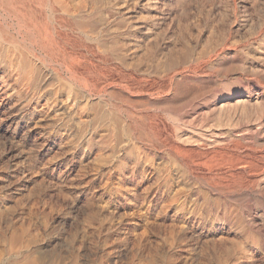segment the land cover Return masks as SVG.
Masks as SVG:
<instances>
[{
	"label": "rangeland",
	"instance_id": "374dc122",
	"mask_svg": "<svg viewBox=\"0 0 264 264\" xmlns=\"http://www.w3.org/2000/svg\"><path fill=\"white\" fill-rule=\"evenodd\" d=\"M160 1L0 0V264H264V0Z\"/></svg>",
	"mask_w": 264,
	"mask_h": 264
},
{
	"label": "bare ground",
	"instance_id": "6f19581e",
	"mask_svg": "<svg viewBox=\"0 0 264 264\" xmlns=\"http://www.w3.org/2000/svg\"><path fill=\"white\" fill-rule=\"evenodd\" d=\"M149 1V6H148V12L150 13V15L152 16V17H154L155 19L157 18V20H159L160 18H161V16L162 15H160V14H158V12L156 11V9H159V8H161V3L160 2H163V1H160V0H148ZM175 1V0H174ZM210 1V0H209ZM226 2V1H225ZM224 2V3H225ZM249 2V1H248ZM148 3V2H147ZM167 3V2H166ZM175 3V2H174ZM204 3V2H203ZM245 3V2H244ZM165 4V3H164ZM169 4H170V2H169ZM169 4H167V5H169ZM206 4V3H205ZM248 4V3H247ZM256 4V3H255ZM147 5V4H146ZM215 5H216V3H215ZM214 5V6H215ZM219 5V4H218ZM229 5V4H228ZM142 6V5H141ZM165 6V5H164ZM170 6V5H169ZM174 7H175V4L173 5ZM172 6V7H173ZM188 6V5H187ZM202 6H204L203 4H202ZM163 7V6H162ZM171 7V8H172ZM194 7V6H193ZM198 7V6H197ZM200 7V6H199ZM220 7V6H219ZM230 7V6H229ZM127 8V7H126ZM180 8V7H179ZM204 8H205V6H204ZM147 9V8H146ZM164 9H166V8H164ZM170 9V8H169ZM178 9V8H177ZM208 9V8H207ZM206 9V11H208ZM131 10V9H130ZM215 10V9H214ZM129 11V10H128ZM145 11V10H144ZM164 11V10H163ZM171 11V10H170ZM183 11V10H182ZM130 12V11H129ZM147 12V13H148ZM166 12V11H165ZM184 12V11H183ZM184 14V13H183ZM182 14V15H183ZM186 14V13H185ZM210 14V13H209ZM167 15V14H166ZM191 15V14H190ZM165 16V15H164ZM172 16V15H171ZM146 17V16H145ZM143 18V17H142ZM165 18V17H164ZM167 18V17H166ZM180 18V17H179ZM183 18V17H182ZM210 18V17H209ZM147 19V18H146ZM148 19H150V18H148ZM171 19V18H170ZM162 20V19H161ZM131 21V20H130ZM147 23H149V22H147ZM159 23V22H158ZM162 23V22H161ZM159 26V25H158ZM155 29V28H154ZM151 38V37H150ZM114 39V38H113ZM106 40V39H105ZM3 42V41H2ZM114 42H115V40H114ZM134 42V41H133ZM101 43V42H100ZM106 44V43H105ZM111 44V43H110ZM102 44H100V46H101ZM104 46H107V45H103V47ZM112 46V45H111ZM115 46H117V44H115ZM122 46V45H121ZM102 47V46H101ZM105 48V47H104ZM103 48V49H104ZM107 48H108V46H107ZM115 48V47H114ZM117 48V47H116ZM112 49V48H111ZM119 49H120V46H119ZM122 49V48H121ZM103 51V50H102ZM113 51V50H112ZM117 51H119V53H120V50H117ZM104 52V51H103ZM107 52V51H106ZM122 52H123V50H122ZM24 53V52H23ZM118 53V54H119ZM106 54H108V53H106ZM122 54V53H121ZM105 54H103L102 56H104ZM151 56H152V54H150ZM155 55V54H154ZM23 56H24V54H23ZM29 56V55H28ZM151 56H149V58L151 57ZM190 56V55H189ZM3 57V56H2ZM109 57V56H108ZM115 57V56H114ZM158 57V56H157ZM165 57V56H164ZM169 57V56H168ZM181 57V56H180ZM21 58V57H20ZM28 58V57H27ZM103 58H106V57H103ZM116 58H117V56H116ZM121 58V57H120ZM127 57H125V59H126ZM178 59H179V57H177ZM184 58V57H183ZM29 59V58H28ZM27 59V60H28ZM35 59V58H34ZM145 59V58H144ZM155 59V58H154ZM153 59V60H154ZM157 59V58H156ZM175 59H176V57H175ZM22 60H23V58H22ZM26 59L25 60H23V61H25V72L27 73V75H30L31 77L32 76H34V74H35V68H34V64L31 62V61H27ZM113 60V59H112ZM115 61H116V59H114ZM120 60V59H119ZM123 60H124V58H123ZM122 60V61H123ZM145 60H148V59H145ZM150 60V59H149ZM152 60V61H153ZM172 60V59H171ZM179 60H181V59H179ZM179 60H178V62H179ZM186 60V59H185ZM187 60H188V56H187ZM186 60V61H187ZM189 60H190V58H189ZM105 61V60H104ZM125 61V60H124ZM142 62H143V60H141ZM156 61V60H155ZM167 61V60H166ZM186 61H184L185 63H187ZM21 63H23L22 61H20ZM119 62V61H118ZM148 62V61H147ZM150 62V64H151V61H149ZM163 62V61H162ZM168 62V61H167ZM172 62V61H171ZM189 62H191V60L189 61ZM121 63V62H120ZM125 64H126V62H124ZM124 63H122V64H124ZM154 63V62H153ZM161 63V62H160ZM181 63H182V61H181ZM124 64V65H125ZM130 64V63H129ZM143 64V63H142ZM150 64H149V66H150ZM173 65H174V63H172ZM36 65V64H35ZM105 65V64H104ZM135 65V64H134ZM148 65V64H147ZM170 65V64H169ZM168 65V66H169ZM21 66V65H20ZM24 66V65H23ZM22 66V67H23ZM136 66H138V65H136ZM140 66V65H139ZM143 66V65H142ZM154 66V65H153ZM157 65H155V67H156ZM164 66V65H163ZM172 66V65H171ZM175 66V65H174ZM130 67V66H129ZM129 67H127V68H129ZM135 67V66H134ZM146 67V66H145ZM145 67H144V69H145ZM158 67V66H157ZM157 67L155 68V69H157ZM167 67V66H166ZM125 68V67H124ZM137 68V67H136ZM153 68V67H152ZM171 68H173V67H171ZM175 68V67H174ZM177 68V67H176ZM180 68V67H179ZM37 69H39V68H37ZM141 69V68H140ZM147 69V68H146ZM154 69V70H155ZM178 69V68H177ZM24 70V69H23ZM135 70V69H134ZM143 70V69H142ZM153 70V69H152ZM130 71V70H129ZM141 71V70H140ZM145 71V70H144ZM147 71V70H146ZM166 71V70H165ZM171 71V70H170ZM24 72V73H25ZM132 72V71H131ZM138 72V71H137ZM137 72H136V74H137ZM148 72H150V71H148ZM154 71H152V73H153ZM158 72V71H157ZM164 72V71H163ZM174 72V71H173ZM173 72H171V74L173 73ZM25 73V74H26ZM128 73V72H127ZM22 74H23V72H22ZM105 74V73H104ZM141 74H142V72H141ZM159 74V73H158ZM37 75V74H36ZM126 75V74H125ZM129 75V74H128ZM145 75V74H144ZM143 75V76H144ZM173 75V74H172ZM174 75H175V73H174ZM25 76V75H24ZM106 76V75H105ZM140 76V75H139ZM150 76V75H149ZM154 75L152 74L151 75V77H153ZM158 76V75H157ZM171 76V75H170ZM101 77V76H100ZM159 77V76H158ZM161 77V76H160ZM168 77V76H167ZM32 78H34V77H32ZM106 78V77H105ZM123 78V77H122ZM126 78V77H125ZM125 78H123V79H125ZM127 78H128V76H127ZM140 78H142L141 76H140ZM157 78V77H156ZM163 78V77H162ZM109 79V78H108ZM137 79V78H136ZM147 79H149V77L147 78ZM152 79V78H151ZM166 79V78H165ZM168 79V78H167ZM172 79V78H171ZM170 79V80H171ZM112 80V79H111ZM138 80V79H137ZM145 80V79H144ZM169 80V81H170ZM174 80V79H173ZM37 81V80H36ZM113 81H115V80H113ZM139 81V83H140V80H138ZM142 81V80H141ZM147 81V80H146ZM149 81V80H148ZM147 81V82H148ZM155 81V80H154ZM159 81V80H158ZM160 81H162V80H160ZM165 81V80H164ZM172 81V80H171ZM34 82H35V79H34ZM103 82V81H102ZM123 82V81H122ZM246 82V81H245ZM250 82V81H249ZM112 83V82H111ZM125 83V82H124ZM127 83V82H126ZM125 83V84H126ZM143 83V82H142ZM142 83H141V85H142ZM149 83V82H148ZM160 83V82H159ZM167 83V82H166ZM178 83V82H177ZM237 83V82H236ZM103 84H105V83H103ZM109 84V83H108ZM107 84V85H108ZM114 84V83H113ZM150 84V83H149ZM155 84V83H154ZM162 84V83H161ZM253 84V83H252ZM151 85V84H150ZM149 85V86H150ZM163 85V84H162ZM161 85V86H162ZM168 85H169V82H168ZM102 86V85H101ZM143 86V85H142ZM145 86V85H144ZM153 86V85H152ZM151 86V87H152ZM170 86V85H169ZM179 86V85H178ZM258 86V85H257ZM125 87H129V86H125ZM145 87H147V86H145ZM160 87V86H159ZM252 87V86H251ZM104 88V87H103ZM107 88V87H106ZM157 88V87H156ZM161 88H163V87H161ZM174 88V87H173ZM260 88V87H259ZM131 89V88H130ZM143 89V88H142ZM158 89V88H157ZM243 89H244V87H243ZM144 90H146V89H144ZM166 91H167V89H165ZM188 90V89H187ZM109 91V90H108ZM127 91V90H126ZM131 91H133V90H131ZM140 91V90H139ZM157 91V90H156ZM164 91V90H163ZM165 91V92H166ZM170 91V90H169ZM179 91V90H178ZM181 91V93H182V90H180ZM185 91V90H184ZM189 91V90H188ZM106 92V91H105ZM111 92H114V91H111ZM141 92V91H140ZM144 92V91H143ZM158 92V91H157ZM173 92V91H172ZM186 92V91H185ZM229 92V91H228ZM262 92V91H261ZM101 93V92H100ZM136 93H137V91H136ZM168 93V92H167ZM234 93V92H233ZM237 93V92H236ZM102 94V93H101ZM105 94V93H104ZM114 94V93H113ZM115 94H117V93H115ZM114 94V95H115ZM185 94V93H184ZM226 94V93H225ZM247 94V93H246ZM260 94V93H259ZM158 95V94H157ZM177 95V94H176ZM187 95V94H186ZM116 96V95H115ZM122 96V95H121ZM138 96V95H137ZM182 96V95H181ZM184 96V95H183ZM239 96V95H238ZM117 97V96H116ZM120 97V96H119ZM129 97V96H128ZM131 97V96H130ZM168 97V96H167ZM177 97H180V96H177ZM212 97V96H211ZM263 97V96H262ZM132 98V97H131ZM236 98V97H235ZM239 98V97H238ZM255 98V97H254ZM257 98V97H256ZM101 99V98H100ZM99 99V100H100ZM183 99V98H182ZM246 99V101H247V98H245ZM127 100H128V98H127ZM129 100H130V98H129ZM133 100V99H132ZM249 100V99H248ZM259 100V99H258ZM239 101H240V99H239ZM246 101H245V103H246ZM104 102V101H103ZM102 102V103H103ZM254 102V101H253ZM252 102V103H253ZM101 103V102H100ZM136 103V102H135ZM156 103V102H155ZM175 103V102H174ZM181 103V102H180ZM223 103V102H222ZM247 103H248V101H247ZM158 104V103H157ZM156 104V105H157ZM160 104H162V103H160ZM159 104V105H160ZM166 104V103H165ZM191 104H192V102H191ZM232 104V103H231ZM155 105V104H154ZM177 105V104H176ZM179 105H181V104H179ZM205 105V104H204ZM221 105H223V104H221ZM247 105V104H246ZM250 105V104H249ZM94 106V105H93ZM101 106H103V104L101 105ZM110 106V105H109ZM158 106V105H157ZM161 106H163V104L161 105ZM161 106H160V108H161ZM184 107L186 106L185 104L183 105ZM183 106H181V107H183ZM188 106H190V105H188ZM107 107V106H106ZM105 107V108H106ZM164 107H165V105H164ZM209 107H211L210 105H209ZM233 107V106H232ZM97 108V107H96ZM103 108V107H102ZM116 108V107H115ZM156 108V107H155ZM167 108V107H166ZM230 108V107H229ZM252 108V107H251ZM107 109H108V107H107ZM118 109V108H117ZM159 109V108H158ZM175 109H177V107H175ZM181 109V108H180ZM184 108H182V110H183ZM190 109V108H189ZM201 109V108H200ZM223 109V108H222ZM249 109V108H248ZM104 110V109H103ZM102 110V111H103ZM111 110H112V107H111ZM119 111H120V108L118 109ZM162 110V109H161ZM221 110V109H220ZM263 110V109H262ZM99 110H97V112H98ZM114 111V110H113ZM164 111V110H163ZM206 111V110H205ZM253 111V110H252ZM105 112H106V110H105ZM112 112V111H111ZM116 112V111H115ZM155 112V111H154ZM187 112V111H186ZM186 112H185V114H186ZM198 112V111H197ZM218 112V111H217ZM237 112V111H236ZM249 112V111H248ZM100 113V112H99ZM143 113V112H142ZM163 113V112H162ZM162 113H160V114H162ZM165 114H166V112H164ZM191 113V112H190ZM200 113V112H199ZM202 113V112H201ZM204 113V112H203ZM206 113V112H205ZM208 113V112H207ZM235 112H233V114H234ZM243 113H245V112H243ZM264 113V112H263ZM149 114V113H148ZM147 114V115H148ZM164 114V115H165ZM197 114V113H196ZM223 114V113H222ZM239 114V113H238ZM106 115V114H105ZM141 115V114H140ZM170 115V114H169ZM173 115V114H172ZM178 115V114H177ZM182 115V114H181ZM240 115L242 116V114L240 113ZM239 115V116H240ZM252 115V114H251ZM254 115V114H253ZM102 116V115H101ZM111 116V115H110ZM118 116V115H117ZM142 116V115H141ZM152 116V115H151ZM150 116V117H151ZM155 116V115H154ZM154 116H153V119H154ZM157 116V115H156ZM176 116V115H175ZM179 116V115H178ZM193 116H194V114H193ZM203 116V115H202ZM206 116V115H205ZM213 116V115H212ZM259 116V115H258ZM257 116V117H258ZM108 117V116H107ZM114 117V116H113ZM112 117V118H113ZM143 117V116H142ZM181 117V116H180ZM182 117H185V116H182ZM189 117V116H188ZM199 117V116H198ZM210 117V116H209ZM243 117V116H242ZM134 118V117H133ZM137 118V117H136ZM160 118H161V116H160ZM170 118V117H169ZM192 118V117H191ZM200 118H202V117H200ZM250 118V117H249ZM103 119V118H102ZM102 119H101V122H102ZM107 119V118H106ZM108 119H109V117H108ZM114 119V118H113ZM126 119V118H125ZM157 119V118H156ZM171 119V118H170ZM180 119V118H179ZM178 119V120H179ZM184 119V118H183ZM194 119V118H193ZM198 119V118H197ZM197 119H195V120H197ZM202 119H204V118H202ZM208 119V118H207ZM207 119H206V121H207ZM210 119V118H209ZM241 119V118H240ZM98 120V119H97ZM104 120V119H103ZM110 120H111V118H110ZM122 120V119H121ZM127 120V119H126ZM139 120V119H138ZM142 120V119H141ZM144 120V119H143ZM142 120V121H143ZM151 120V119H150ZM158 120H160V119H158ZM168 120V119H167ZM174 120V119H173ZM200 120V119H199ZM205 120V119H204ZM203 120V121H204ZM225 120H226V118H225ZM249 120V119H248ZM123 121V120H122ZM134 121H135V119H134ZM140 121V120H139ZM155 121V120H154ZM186 121H188V120H186ZM194 121V120H193ZM210 121H211V119H210ZM214 121H215V119H214ZM237 121V120H236ZM250 121V120H249ZM259 121V120H258ZM264 121V120H263ZM97 122V121H96ZM116 122V121H115ZM124 122V121H123ZM131 122V121H130ZM144 122V121H143ZM165 122V121H164ZM198 122V121H197ZM196 122V123H197ZM205 122V121H204ZM203 122V123H204ZM241 122H243V120L241 121ZM251 122H252V120H251ZM256 122V121H255ZM105 123V122H104ZM120 123V122H119ZM118 123V124H119ZM128 123V122H127ZM134 123V122H133ZM142 123V122H141ZM152 123V122H151ZM185 123V122H184ZM191 123V122H190ZM189 123V124H190ZM193 123V122H192ZM196 123H194V124H196ZM200 123H202V122H200ZM202 123V124H203ZM206 123H208V122H206ZM210 123V122H209ZM211 123H212V121H211ZM240 123V122H239ZM243 123H246V122H243ZM112 124V123H111ZM116 124V123H115ZM126 124V123H125ZM138 124V123H137ZM142 124H145V123H142ZM176 124V123H175ZM202 124H199V126L200 125H202ZM232 124V123H231ZM254 124V123H253ZM108 125H109V122H108ZM129 125V124H128ZM132 125V124H131ZM134 125V124H133ZM154 125V124H153ZM153 125H151V126H153ZM177 125H179V124H177ZM176 125V126H177ZM186 125V124H185ZM205 125V124H204ZM203 125V126H204ZM208 126H209V124H207ZM261 125V124H260ZM106 125H104V127H105ZM134 126H136V125H134ZM139 126V125H138ZM172 126H173V124H172ZM175 126V127H176ZM183 126V125H182ZM194 126V125H193ZM217 126L219 127V125H218V123H217ZM227 125H225V127H226ZM229 126H230V124H229ZM234 126H236L235 124H234ZM233 126V124L231 125V127H234ZM247 126V125H246ZM251 126V125H250ZM254 126V125H253ZM256 126V125H255ZM96 127H99V126H96ZM102 127V126H101ZM108 127V126H107ZM119 127V126H118ZM140 127V126H139ZM147 127V126H146ZM159 127V126H158ZM179 127V126H178ZM214 127V126H213ZM224 127V128H225ZM262 127V126H261ZM117 128V127H116ZM126 128V127H125ZM147 128H149V127H147ZM166 128V127H165ZM180 128V127H179ZM190 128V127H189ZM195 128H197V127H195ZM246 128H248V127H246ZM246 128H245V130H246ZM252 128V127H251ZM136 129V128H135ZM156 129V128H155ZM170 129V128H169ZM181 129V128H180ZM180 129H179V131H180ZM187 129V128H186ZM190 129H192V128H190ZM210 128H208V130H209ZM222 129V128H221ZM250 129V128H249ZM262 129V128H261ZM109 130V129H108ZM120 130V129H119ZM129 130V129H128ZM132 130V129H131ZM173 130V129H172ZM178 130V129H177ZM176 130V133H180V132H178ZM183 130H184V128H183ZM214 130V129H213ZM230 130V129H229ZM232 130V129H231ZM236 130V129H235ZM102 131V130H101ZM192 131V130H191ZM198 131V130H197ZM196 131V132H197ZM248 131V130H247ZM252 131V130H251ZM258 131V130H257ZM261 131V130H260ZM118 132V131H117ZM124 132V131H123ZM122 132V133H123ZM126 132H127V130H126ZM135 132V131H134ZM154 132V131H153ZM170 132H171V130H170ZM199 132V131H198ZM216 132V131H215ZM224 132V131H223ZM232 132V131H231ZM243 132V131H242ZM108 133V132H107ZM119 133V132H118ZM121 133V132H120ZM121 133V134H122ZM129 133H131V132H129ZM138 133V132H137ZM147 133V132H146ZM164 133H165V129H164ZM167 133V132H166ZM203 133V132H202ZM205 133V132H204ZM209 133V132H208ZM227 133V132H226ZM233 133V132H232ZM239 133H240V130H239ZM245 133V132H244ZM117 134V133H116ZM115 134V132L113 131V132H111V134H110V137H109V141L110 142H114L115 141V139H116V137H117V135ZM121 134H119L121 137H122V135ZM142 134V133H141ZM163 134V133H162ZM196 134V133H195ZM200 134V133H199ZM207 134V133H206ZM214 134H216V133H214ZM219 134V133H218ZM224 134V133H223ZM240 134H242V133H240ZM248 135H250L249 133H247ZM254 134H257V133H255V131H254ZM105 136H106V134H104ZM108 135V134H107ZM151 135V134H150ZM170 135H171V133H170ZM189 135V134H188ZM194 135V134H193ZM262 135V134H261ZM147 136V135H146ZM190 136H191V134H190ZM198 136V135H197ZM203 136V135H202ZM218 136V135H217ZM222 136V135H221ZM220 136V137H221ZM224 136V135H223ZM226 136H228V135H226ZM132 137H133V135H132ZM157 137V136H156ZM163 137V136H162ZM169 137V136H168ZM175 137H177V135L175 136ZM179 137V136H178ZM177 137V138H178ZM181 137V136H180ZM189 137V136H188ZM203 137H205V136H203ZM209 137V136H208ZM220 137H212L211 136V138H209V145L210 146H221V147H225V148H227V149H235V150H240L239 149V145H238V143L237 142H235V141H232V140H230V138L228 139V137L226 138L225 136L223 137V138H220ZM237 137V136H236ZM246 137H247V135H246ZM91 138V137H90ZM143 138V137H142ZM150 138V137H149ZM153 138V137H152ZM248 138V137H247ZM253 138V137H252ZM252 138H249V139H252ZM124 140H125V138H123ZM139 139V138H138ZM188 139V138H187ZM187 139H186V142H187ZM192 139V138H191ZM196 139V138H195ZM236 139H238V138H236ZM102 140V139H101ZM140 140V139H139ZM169 140V139H168ZM189 140V139H188ZM253 140V139H252ZM90 141V140H89ZM127 141H129V140H127ZM134 141V140H133ZM150 141V140H149ZM185 141V140H184ZM207 141V140H206ZM260 141H262V139L260 140ZM92 142V141H91ZM101 142V141H100ZM118 142V141H117ZM126 142V141H125ZM151 142H155V141H151ZM181 142V141H180ZM185 142V143H186ZM191 142V141H190ZM189 142V143H190ZM192 142H194V141H192ZM198 142H201V141H198ZM252 142H254V141H252ZM118 143H120V142H118ZM121 143H124L123 141H121ZM149 143V142H148ZM162 143V142H161ZM170 143V142H169ZM195 143V142H194ZM197 143V142H196ZM195 143V144H196ZM204 143V142H203ZM243 143H245V142H243ZM251 143V142H250ZM256 143V142H255ZM91 144V143H90ZM137 144V143H136ZM156 144V143H155ZM164 144V143H163ZM192 144V143H191ZM247 144V143H246ZM245 144V145H246ZM259 144V143H258ZM263 144V143H262ZM111 145V144H110ZM114 145V144H113ZM112 145V146H113ZM117 145H119V144H117ZM116 145V146H117ZM264 145V144H263ZM162 146V145H161ZM194 146V145H193ZM204 146H206V145H204ZM109 147V146H108ZM138 147V146H137ZM152 147V146H151ZM155 147V146H154ZM175 147V146H174ZM199 147H201V146H199ZM198 147V148H199ZM207 147V146H206ZM221 147H220V149H221ZM258 147H259V145H258ZM104 148V147H103ZM116 148V147H115ZM135 148V147H134ZM150 148V147H149ZM164 148H165V146H164ZM176 148V147H175ZM174 148V149H175ZM178 148H180V147H178ZM201 148H203V147H201ZM242 148H244V147H242ZM138 149V148H137ZM144 149V148H143ZM152 149V148H151ZM184 149H187V148H185L184 147ZM191 149V148H190ZM218 149V148H217ZM255 149V148H254ZM116 150H117V148H116ZM115 150V151H116ZM124 150H125V148H124ZM155 150V149H154ZM157 150V149H156ZM163 150V149H162ZM169 150V149H168ZM172 150V149H171ZM183 150V149H182ZM189 150V149H188ZM196 150H197V148H196ZM213 150V149H212ZM226 150V149H225ZM110 151V150H109ZM130 151H132V150H130ZM152 151V150H151ZM159 151H161V150H159ZM165 151V150H164ZM173 151V150H172ZM171 151V152H172ZM201 151V150H200ZM217 151V150H216ZM215 151V152H216ZM256 151H257V149H256ZM106 152V151H105ZM114 152V151H113ZM112 152V153H113ZM117 152H118V150H117ZM127 152V151H126ZM125 152V153H126ZM170 152V153H171ZM197 152V151H196ZM201 152H203V149H202V151ZM211 152V151H210ZM214 152V151H213ZM222 152V151H221ZM242 152V151H241ZM250 152V151H249ZM248 152V153H249ZM130 153V152H129ZM134 153V152H133ZM140 153V152H139ZM164 153V152H163ZM165 153H167V152H165ZM230 153V152H229ZM239 153V152H238ZM258 153V152H257ZM128 154V153H127ZM131 154V153H130ZM180 154V153H179ZM184 154V153H183ZM189 154V153H188ZM199 154V153H198ZM210 154H212V153H210ZM217 154H219V152L217 153ZM253 155H254V153H252ZM99 155V154H98ZM140 155H142V154H140ZM163 155V154H162ZM170 155V154H169ZM190 155V154H189ZM240 155V154H239ZM238 155V156H239ZM247 155V154H246ZM259 155H260V153H259ZM128 156V155H127ZM173 156V155H172ZM182 156V155H181ZM199 156V155H198ZM216 156H218V155H216ZM227 156V155H226ZM107 157V156H106ZM106 157L104 158L105 160H106ZM122 157V156H121ZM120 157V158H121ZM137 157V156H136ZM228 157V156H227ZM243 157V156H242ZM248 157V156H247ZM247 157H245V159L247 158ZM100 158V157H99ZM129 158V157H128ZM132 158V157H131ZM158 158V157H157ZM156 158V159H157ZM161 158V157H160ZM159 158V159H160ZM174 158V157H173ZM176 158V157H175ZM187 158V157H186ZM229 158V157H228ZM236 158V157H235ZM264 158V157H263ZM119 159V158H118ZM141 159V158H140ZM165 159H166V157H165ZM172 159V158H171ZM184 159V158H183ZM193 159V158H192ZM191 159V160H192ZM196 159V158H195ZM210 159V158H209ZM249 159H250V157H249ZM135 160V159H134ZM164 160V159H163ZM179 160V159H178ZM199 160V159H198ZM207 160V159H206ZM217 160V159H216ZM224 160V159H223ZM222 160V161H223ZM259 160H262V159H259ZM117 161V160H116ZM127 161V160H126ZM125 161V162H126ZM129 161V160H128ZM127 161V162H128ZM131 161H132V159H131ZM138 162H140V160L138 161ZM154 162V161H153ZM162 162V161H161ZM173 162V161H172ZM174 162H175V160H174ZM186 162V161H185ZM184 162V163H185ZM264 162V161H263ZM122 163V162H121ZM134 163V162H133ZM180 163V162H179ZM187 163V162H186ZM260 163V162H259ZM258 163V164H259ZM124 164V163H123ZM190 164H192V163H190ZM220 164V163H219ZM240 164V163H239ZM262 164V163H261ZM156 165V164H155ZM183 165V164H182ZM195 165V164H194ZM197 165V164H196ZM201 165V164H200ZM231 165V164H230ZM235 165H237V164H235ZM169 166V165H168ZM175 166V165H174ZM187 166H188V164H187ZM186 166V167H187ZM198 166V165H197ZM215 166V165H214ZM218 166V165H217ZM228 166H229V164H228ZM233 166V165H232ZM140 167V166H139ZM176 167H177V165H176ZM180 167V166H179ZM195 166H193V168H194ZM201 167V166H200ZM236 167V166H235ZM254 167V166H253ZM256 167V166H255ZM262 167H263V165H262ZM157 168H158V166H157ZM189 168V167H188ZM196 168V167H195ZM208 168V167H207ZM210 168H212V167H210ZM231 168V167H230ZM156 169V168H155ZM190 169V168H189ZM197 169V168H196ZM201 169V168H200ZM206 169V168H205ZM238 169V168H237ZM241 169H242V167H241ZM247 169V168H246ZM254 169V168H253ZM261 169V168H260ZM260 169H258V170H260ZM143 170V169H142ZM161 171H163L162 169H160ZM173 170H175V169H173ZM204 170V169H203ZM202 170V171H203ZM243 170V169H242ZM154 171V170H153ZM158 171H159V169H158ZM183 171V170H182ZM196 171V170H195ZM201 171V170H200ZM202 171H201V173H202ZM208 172H210L209 170H207ZM214 171H215V169H214ZM219 171V170H218ZM221 171V170H220ZM245 171V170H244ZM262 171V170H261ZM143 172V171H142ZM194 172V171H193ZM203 172H205V171H203ZM207 172V173H208ZM225 172V171H224ZM227 172V171H226ZM256 172V171H255ZM254 172V173H255ZM206 173V172H205ZM206 173V174H207ZM219 173V172H218ZM236 173V172H235ZM258 173V172H257ZM261 173V172H260ZM150 174V173H149ZM168 174V173H167ZM174 174H176V173H174ZM188 174H189V172H188ZM211 174V173H210ZM215 174V173H214ZM231 174V173H230ZM233 174V173H232ZM192 175V174H191ZM224 175V174H223ZM161 176V175H160ZM172 176V175H171ZM176 176V175H175ZM179 176V175H178ZM181 176V175H180ZM207 176V175H206ZM222 176V175H221ZM231 176V175H230ZM241 176V175H240ZM246 176V175H245ZM217 177V176H216ZM225 177V176H224ZM228 177V176H227ZM232 177V176H231ZM235 177V176H234ZM248 177V176H247ZM246 177V178H247ZM171 178V177H170ZM179 178V177H178ZM201 178V177H200ZM215 178V177H214ZM219 178V177H218ZM217 178V179H218ZM240 178V177H239ZM166 179V178H165ZM198 179V178H197ZM216 179V180H217ZM230 179V178H229ZM163 180V179H162ZM172 180V179H171ZM170 180V181H171ZM183 180V179H182ZM187 180V179H186ZM223 180V179H222ZM231 180V179H230ZM229 180V181H230ZM258 180V179H257ZM263 180V179H262ZM235 181H236V179H235ZM240 181V180H239ZM238 181V182H239ZM252 181V180H251ZM261 181V180H260ZM165 182V181H164ZM175 182H176V180H175ZM220 182V181H219ZM237 182V185L239 184ZM245 182V181H244ZM158 183V182H157ZM173 183V182H172ZM232 183V182H231ZM243 183V182H242ZM241 183V184H242ZM245 183H247V182H245ZM250 183V182H249ZM255 183V182H254ZM257 183V182H256ZM175 184H177V183H174V185ZM180 184V183H179ZM183 184H184V182H183ZM196 184V183H195ZM194 184V185H195ZM205 184V183H204ZM212 184V183H211ZM263 184V183H262ZM185 185V184H184ZM194 185H192V186H194ZM198 185V184H197ZM176 186V185H175ZM182 186V185H181ZM203 186V185H202ZM206 186H208V185H206ZM219 186V185H218ZM226 186V185H225ZM255 186V185H254ZM259 186V185H258ZM177 187V186H176ZM175 187V188H176ZM183 187V186H182ZM190 187V186H189ZM199 187V186H198ZM209 187V186H208ZM232 187V186H231ZM234 187V186H233ZM237 187V186H236ZM248 187V186H247ZM171 188V187H170ZM195 188V187H194ZM202 188V187H201ZM235 188V187H234ZM244 188V187H243ZM184 189V188H183ZM186 189H187V187H186ZM196 189H198V188H196ZM204 189V188H203ZM207 189V188H206ZM210 189H212V185L210 186ZM247 189V188H246ZM253 189V188H252ZM261 189V188H260ZM175 190V189H174ZM177 190H178V188H177ZM190 190H192V189H190ZM238 190H240V189H238ZM243 190V189H242ZM245 190V189H244ZM257 190H258V188H257ZM264 190V189H263ZM169 191V190H168ZM186 192H187V190H185ZM194 191V190H193ZM229 191V190H228ZM241 191V190H240ZM239 191V192H240ZM254 191V190H253ZM260 191V190H259ZM182 192V191H181ZM204 192V191H203ZM212 192V191H211ZM261 192H263V191H261ZM168 193V192H167ZM178 193V192H177ZM185 193V192H184ZM192 193V192H191ZM224 193V192H223ZM227 193V192H226ZM243 193V192H242ZM249 193V192H248ZM206 194V193H205ZM222 194V193H221ZM220 194V195H221ZM232 194V193H231ZM233 194H235V192L233 193ZM239 194V193H238ZM256 194H257V192H256ZM260 194V193H259ZM169 195V194H168ZM193 195H195V194H193ZM200 195V194H199ZM198 195V196H199ZM216 195V194H215ZM219 195V194H218ZM229 195V194H228ZM253 195V194H252ZM165 196V195H164ZM174 196V195H173ZM211 196V195H210ZM224 196H226L225 194H224ZM250 196V195H249ZM209 197V196H208ZM220 197V196H219ZM223 197V196H222ZM226 197H228V196H226ZM169 198V197H168ZM177 198V197H176ZM181 198H183V196L181 197ZM180 198V199H181ZM207 198V197H206ZM211 198H212V196H211ZM224 198V197H223ZM252 198V197H251ZM258 198H260V197H258ZM221 199V198H220ZM228 199H229V197H228ZM186 200V199H185ZM201 200V199H200ZM206 200V199H205ZM207 200H209V199H207ZM224 200V199H223ZM230 200V199H229ZM250 200H252V199H250ZM183 201V200H182ZM249 201V200H248ZM262 201V200H261ZM216 202H217V200H216ZM223 202V201H222ZM228 202V201H227ZM226 202V203H227ZM251 202V201H250ZM249 202V203H250ZM179 203V202H178ZM196 203H197V200H196ZM248 203V204H249ZM212 204V203H211ZM231 204V203H230ZM239 204V203H238ZM262 204V203H261ZM264 204V203H263ZM170 205H171V203H170ZM189 205V204H188ZM208 205H209V203H208ZM227 205H229V204H227ZM206 207V206H205ZM216 207V206H215ZM243 207V206H242ZM203 208V207H202ZM212 208H213V205H212ZM211 208V209H212ZM263 208V207H262ZM190 209V208H189ZM192 209V208H191ZM220 209V208H219ZM186 210V209H185ZM207 210V209H206ZM214 210V209H213ZM217 210V209H216ZM189 211V210H188ZM221 211V210H220ZM223 211V210H222ZM244 211H246V210H244ZM185 212V211H184ZM189 212H191V211H189ZM224 212V211H223ZM248 212H249V210H248ZM221 213V212H220ZM212 214H213V212H212ZM250 216V215H249ZM199 217V216H198ZM208 218V217H207ZM228 218V217H227ZM247 219V218H246ZM218 220V219H217ZM249 220V219H248ZM198 221V220H197ZM203 221V220H202ZM247 221V220H246ZM209 222V221H208ZM205 223V222H204ZM215 223H216V221H215ZM220 223V222H219ZM222 223V222H221ZM250 223H251V225H253V226H255L256 227V232L257 233H259L260 234V236H262V238H263V241H264V226H262V225H260V224H257V220L255 219V218H251V220H250ZM201 226V225H200ZM229 226V225H228ZM217 227V226H216ZM220 227V226H219ZM227 227V226H226ZM213 228H214V226H213ZM232 229V228H231ZM253 229V228H252ZM194 230H195V228H194ZM193 232V231H192ZM218 232H219V230H218ZM237 232V231H236ZM241 233V232H240ZM194 234V233H193ZM203 234V233H202ZM210 234V233H209ZM213 234V233H212ZM220 235V234H219ZM238 235V234H237ZM168 236V235H167ZM204 236V235H203ZM216 236V235H215ZM228 236V235H227ZM242 236V235H241ZM178 237V236H177ZM222 237V236H221ZM221 237H220V239H221ZM225 237V236H224ZM223 237V238H224ZM168 238H170V237H168ZM176 238V237H175ZM167 239V238H166ZM174 239V238H173ZM199 239V238H198ZM225 239V238H224ZM235 240V239H234ZM219 241V240H218ZM217 241V242H218ZM169 242V241H168ZM200 242V241H199ZM226 242V241H225ZM238 242H240L239 240H238ZM250 242H251V240H250ZM171 243V242H170ZM231 243V242H230ZM237 243V242H236ZM177 244V243H176ZM217 244V243H216ZM220 244V243H219ZM238 244V243H237ZM170 245V244H169ZM233 245H234V243H233ZM241 245V244H240ZM211 246V245H210ZM245 246V245H244ZM251 246V245H250ZM168 247V246H167ZM176 247V246H175ZM229 247H231V246H229ZM235 247V246H234ZM246 247V246H245ZM251 247H253V246H251ZM250 247V248H251ZM246 248H248V247H246ZM189 249V248H188ZM191 249H193V248H191ZM243 250H244V248H242ZM255 249V248H254ZM171 250H173V249H171ZM200 251V250H199ZM218 251V250H217ZM227 251H228V249H227ZM254 251V250H253ZM185 252V251H184ZM227 253V252H226ZM236 253V252H235ZM244 253V252H243ZM262 253V252H261ZM182 254V253H181ZM218 254V253H217ZM258 254V253H257ZM216 255V254H215ZM209 256V255H208ZM227 256H228V253L227 254H225V255H222L221 256V258H223V260H221V259H216L217 260V262L215 263V264H227L228 263V261H227ZM241 256V255H240ZM180 257H182V256H180ZM185 257V256H184ZM210 257V256H209ZM214 257H217V256H214ZM232 257H233V255H232ZM163 258V257H162ZM196 258V257H195ZM234 258V257H233ZM250 258H253V256L252 255H250V254H245V255H243L242 257H239V258H237L235 261H232V263L231 264H253V259L252 260H250ZM167 259V258H166ZM169 259V258H168ZM167 259V260H168ZM189 259V258H188ZM103 260V259H102ZM159 261V260H158ZM161 261V260H160ZM202 261V260H201ZM155 262V261H154ZM180 262H182V261H180ZM255 262V261H254ZM152 263V262H151ZM156 263V262H155ZM163 263H164V261H163ZM185 263V262H184ZM184 263H182V264H184ZM196 263V262H195ZM200 263V262H199ZM259 263V262H258ZM101 264H102V262H101ZM175 264V263H174Z\"/></svg>",
	"mask_w": 264,
	"mask_h": 264
}]
</instances>
